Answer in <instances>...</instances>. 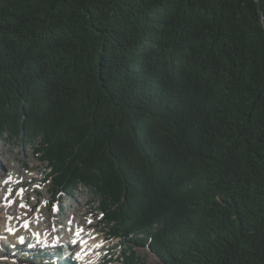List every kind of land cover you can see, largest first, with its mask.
I'll list each match as a JSON object with an SVG mask.
<instances>
[{"label": "trees", "instance_id": "16d2710c", "mask_svg": "<svg viewBox=\"0 0 264 264\" xmlns=\"http://www.w3.org/2000/svg\"><path fill=\"white\" fill-rule=\"evenodd\" d=\"M5 136L120 264H264V0H0Z\"/></svg>", "mask_w": 264, "mask_h": 264}, {"label": "rangeland", "instance_id": "374dc122", "mask_svg": "<svg viewBox=\"0 0 264 264\" xmlns=\"http://www.w3.org/2000/svg\"><path fill=\"white\" fill-rule=\"evenodd\" d=\"M0 148L3 149L0 151L1 165L7 170L10 166L9 162L16 164L20 168L22 167L24 173L19 181H29L20 191L12 192L14 198L7 201V204L13 207L11 217L15 215L20 219L28 217L30 221L29 235L34 234V229L39 225L41 227L42 224L40 223L44 224V221L46 225L53 223L50 230H52L54 225L58 224L57 226L61 234H63L67 231L66 226L59 225L56 221L60 219L59 222L67 223L69 219L79 218L80 223H83V225H88L90 222L94 224L91 229L86 230L88 234L93 235L96 233L98 235L97 239H105V251H102L101 257L99 256L100 252L97 253L98 264H120L123 248L120 244L121 238H113L111 235V228L107 225L106 219L101 212L100 200L95 197L88 187L80 185L78 189L72 192L69 190L66 192L57 191L58 188L54 186L50 177L51 169L48 163L40 160L35 153L34 149L37 148V143L30 145L23 143L21 140L5 136L0 138ZM31 178H43V180L42 182L37 180L31 182ZM1 185L0 181V187ZM24 192L25 194L26 192L29 193V202L35 203L34 211L27 212L25 216L22 214L25 213L26 208L29 209L24 199L25 197L16 203L20 193ZM0 194L1 207L6 203L7 199H1L4 194L3 191ZM19 203L23 204L19 205ZM3 217L4 214L0 211V227L4 220ZM9 244L5 236L0 234V264H86L78 259V254L81 252L80 245L77 248L71 247L69 252L65 249L63 251L59 249L58 252L56 248L50 249L51 251L44 248L28 251L31 250L30 246H23L17 251L16 247L11 248ZM134 250L141 256L147 253L146 250L138 247L134 248ZM155 261L154 257L148 260L150 264H154Z\"/></svg>", "mask_w": 264, "mask_h": 264}, {"label": "bare ground", "instance_id": "6f19581e", "mask_svg": "<svg viewBox=\"0 0 264 264\" xmlns=\"http://www.w3.org/2000/svg\"><path fill=\"white\" fill-rule=\"evenodd\" d=\"M2 150L3 149L0 148V151ZM9 164L10 166L8 167V171L0 163V181L2 183L0 187V193L2 191L4 192L1 199H7L6 203L0 207V211H2V213L4 214V220L2 222V226L0 227V234L5 236L8 244L10 243V247H16L17 251H19L23 246H30L31 250L28 251H34L39 248H44L45 250H53L56 248L61 249V251L65 249L69 252L71 248H67L65 246L57 248V245L59 243H62V234L59 227L57 226L58 224L54 225L52 227V230H50V227L53 223L46 225L44 221V224L40 223L42 224L41 227L39 225L34 229V234L29 235L30 231L28 229L30 228V221L28 220V217L20 219L17 217V215H15L16 217L12 216V219L10 215L12 214L11 212L13 210V207L7 204V201L14 198L12 192L20 191V189L27 185L29 181L26 180L20 182L19 179L24 173L22 167L20 168L16 164L14 165L10 162ZM30 180L31 182L35 180H37L38 182H42L43 178H31ZM28 194V192H26V194L25 192L20 193L16 201L17 203L25 197L24 199L26 200V204H28L29 209L26 208L27 210H25V213L22 214L23 216H25L27 212L34 211L33 209L35 208V203L29 202ZM22 204L19 203V205ZM75 212L77 213V211ZM59 220H57L56 222L59 223V225H65L67 228V231L64 234H71L74 236V240H70L71 244L68 243V246L70 245L71 247V245H73L75 248H77L79 245L81 246V252L78 254L79 261L86 264H98L97 253L100 252V256L102 254V251H105V239H97L98 235H96V233L93 235L88 234L86 230L91 229L94 224L90 222L88 225H83V223H80L79 218L69 219L67 223L59 222ZM21 238L23 239V242H21Z\"/></svg>", "mask_w": 264, "mask_h": 264}, {"label": "water", "instance_id": "95a60500", "mask_svg": "<svg viewBox=\"0 0 264 264\" xmlns=\"http://www.w3.org/2000/svg\"><path fill=\"white\" fill-rule=\"evenodd\" d=\"M256 1H257L258 5L260 6V0H256Z\"/></svg>", "mask_w": 264, "mask_h": 264}, {"label": "snow or ice", "instance_id": "6c2138e0", "mask_svg": "<svg viewBox=\"0 0 264 264\" xmlns=\"http://www.w3.org/2000/svg\"><path fill=\"white\" fill-rule=\"evenodd\" d=\"M21 242H23V239L21 238Z\"/></svg>", "mask_w": 264, "mask_h": 264}]
</instances>
